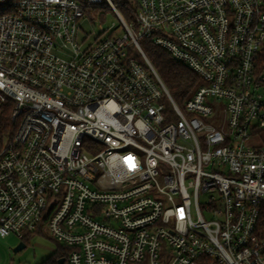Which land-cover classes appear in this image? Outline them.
Here are the masks:
<instances>
[{
  "label": "built area",
  "instance_id": "1",
  "mask_svg": "<svg viewBox=\"0 0 264 264\" xmlns=\"http://www.w3.org/2000/svg\"><path fill=\"white\" fill-rule=\"evenodd\" d=\"M93 11L120 24L83 48ZM142 40L199 76L182 107ZM263 51L264 0H0V237L42 227L66 264H264Z\"/></svg>",
  "mask_w": 264,
  "mask_h": 264
},
{
  "label": "trees",
  "instance_id": "2",
  "mask_svg": "<svg viewBox=\"0 0 264 264\" xmlns=\"http://www.w3.org/2000/svg\"><path fill=\"white\" fill-rule=\"evenodd\" d=\"M140 44L168 89L171 97L176 104L182 107L185 100H187L199 86L201 82L199 76L184 63L175 61L168 52L157 47L151 41L142 40ZM261 62L262 64L264 62V51L261 54ZM11 127L12 124L8 112L5 111L0 121V128L5 130ZM259 228L264 234V205L261 210ZM36 232L43 233L42 227L28 234L23 242L27 244ZM52 240L55 241L54 239ZM55 242L58 244V247L45 264H59L61 258H65L64 264H66L70 249L57 241Z\"/></svg>",
  "mask_w": 264,
  "mask_h": 264
},
{
  "label": "rangeland",
  "instance_id": "3",
  "mask_svg": "<svg viewBox=\"0 0 264 264\" xmlns=\"http://www.w3.org/2000/svg\"><path fill=\"white\" fill-rule=\"evenodd\" d=\"M122 3V1H117ZM106 17L103 19L100 14L93 11L89 16L79 20L80 30L77 41L83 47L93 44L97 37L100 36V26L108 28L112 25L119 26V21L115 15L106 11ZM105 15V14H103ZM92 18L95 22H92ZM67 57V56H65ZM43 233H35L22 250L14 252V249L20 243V240L11 235L0 237V264H45L49 257L56 251L58 244L53 241L44 229Z\"/></svg>",
  "mask_w": 264,
  "mask_h": 264
},
{
  "label": "water",
  "instance_id": "4",
  "mask_svg": "<svg viewBox=\"0 0 264 264\" xmlns=\"http://www.w3.org/2000/svg\"><path fill=\"white\" fill-rule=\"evenodd\" d=\"M26 247V244L23 242V241H21L18 245H17V247L14 249V252H17V251H19V250H22L23 248H25ZM65 263V258H61L60 260H59V264H64Z\"/></svg>",
  "mask_w": 264,
  "mask_h": 264
},
{
  "label": "crops",
  "instance_id": "5",
  "mask_svg": "<svg viewBox=\"0 0 264 264\" xmlns=\"http://www.w3.org/2000/svg\"><path fill=\"white\" fill-rule=\"evenodd\" d=\"M46 232V231H45Z\"/></svg>",
  "mask_w": 264,
  "mask_h": 264
}]
</instances>
